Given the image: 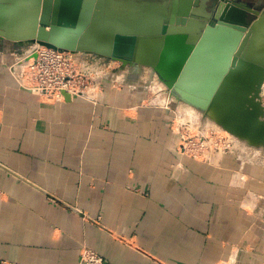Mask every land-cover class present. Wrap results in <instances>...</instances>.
<instances>
[{"label": "crops", "instance_id": "0c3cea01", "mask_svg": "<svg viewBox=\"0 0 264 264\" xmlns=\"http://www.w3.org/2000/svg\"><path fill=\"white\" fill-rule=\"evenodd\" d=\"M97 1L100 15H167L188 0ZM17 48L0 39V264H80L83 247L105 264H264V197L249 211L230 158L178 152L145 67L94 55L88 96L53 102L18 87Z\"/></svg>", "mask_w": 264, "mask_h": 264}, {"label": "water", "instance_id": "95a60500", "mask_svg": "<svg viewBox=\"0 0 264 264\" xmlns=\"http://www.w3.org/2000/svg\"><path fill=\"white\" fill-rule=\"evenodd\" d=\"M190 3L167 15H100L97 0H0V39L147 67L177 101L259 143L264 15L249 24L258 12L244 3L220 0L208 15Z\"/></svg>", "mask_w": 264, "mask_h": 264}, {"label": "rangeland", "instance_id": "374dc122", "mask_svg": "<svg viewBox=\"0 0 264 264\" xmlns=\"http://www.w3.org/2000/svg\"><path fill=\"white\" fill-rule=\"evenodd\" d=\"M159 2L169 1V0H157ZM217 0H212L209 2L212 11L216 4ZM238 3H244L250 9H253L258 12V15L252 13H247V21L249 24L254 22L259 16L264 15V4L263 5H251L249 1L235 0ZM195 2V1H194ZM191 8L193 7V0H191ZM208 4V5H209ZM196 8V6H194ZM199 6H197L198 8ZM212 13V12H211ZM199 15H203L201 11L198 12ZM210 14V13H208ZM244 15V14H243ZM213 15H210V17ZM6 41V40H5ZM13 43L11 41H7ZM38 44H24L18 45V54L22 58L31 50L33 47H39ZM87 54H83L85 56ZM78 56V55H76ZM81 56V55H79ZM88 59L84 60L88 63L94 64L100 59L94 55H87ZM83 59V58H82ZM83 61V60H82ZM104 61V60H103ZM109 63L111 60H108ZM118 65L122 62L115 61ZM123 64V63H122ZM150 73V76L154 75L152 71L145 67L142 69V75ZM100 75V71L97 76ZM157 79V90H152V102L154 104H161L158 100L165 95V92L168 94L169 98L164 101L167 103L165 106L167 109H172L174 111V125L177 128L176 133L179 135V145L178 152L181 153L188 159H192L197 162L210 163L211 159L215 156L224 159L225 157L230 158L233 163V168L235 173L239 174L240 183L233 184V187L247 189V195L244 194L240 197V202L244 200L249 206L251 205L249 211L253 212V204L256 206L264 197V138L259 141V143H252L249 139H241L239 136L229 133L217 122L212 121L203 110L189 105L188 103L177 101L176 97L173 96L167 87ZM18 85V84H17ZM154 87V84H147ZM19 87V86H18ZM93 89V88H92ZM92 91V90H91ZM156 93V94H155ZM157 96L160 98L157 100ZM66 99V98H65ZM162 100V99H160ZM260 103L263 108V116L261 120L264 122V83L260 91ZM63 102V101H62ZM191 107V109L189 108ZM186 111V112H185ZM209 123V124H208ZM188 144V146H187ZM187 146V148H186ZM244 182L243 187L240 186ZM91 251L96 256L103 259L104 264L105 260L100 256L96 251L83 247L80 252V264H83L82 253L83 251Z\"/></svg>", "mask_w": 264, "mask_h": 264}, {"label": "built area", "instance_id": "2783aa9c", "mask_svg": "<svg viewBox=\"0 0 264 264\" xmlns=\"http://www.w3.org/2000/svg\"><path fill=\"white\" fill-rule=\"evenodd\" d=\"M23 68L15 78L18 86L48 101L62 102L66 97H85L94 87L99 70L95 64L76 55L44 46L33 47L22 59ZM188 146V144H187ZM186 146V148H187ZM83 264H104L91 251H83Z\"/></svg>", "mask_w": 264, "mask_h": 264}, {"label": "bare ground", "instance_id": "6f19581e", "mask_svg": "<svg viewBox=\"0 0 264 264\" xmlns=\"http://www.w3.org/2000/svg\"><path fill=\"white\" fill-rule=\"evenodd\" d=\"M230 15L232 16V17H236V16H238L239 18L241 17V19H242V17H243V13L242 12H240V11H238V10H236V9H231V12H230ZM33 44H38V45H40L39 43H37V42H35V43H33ZM40 46H42V45H40ZM74 55H81L82 56V53H73ZM83 54H85V53H83ZM81 56H79V57H81ZM189 108L191 109V107L189 106ZM192 110V109H191ZM186 112V111H185ZM227 112V111H226ZM211 120L212 121H215L213 118H211ZM209 124V123H208ZM240 138V137H239ZM242 139V138H241ZM244 139V138H243Z\"/></svg>", "mask_w": 264, "mask_h": 264}]
</instances>
